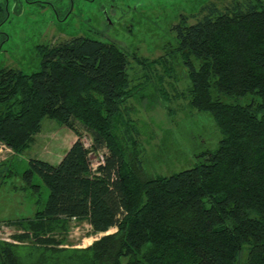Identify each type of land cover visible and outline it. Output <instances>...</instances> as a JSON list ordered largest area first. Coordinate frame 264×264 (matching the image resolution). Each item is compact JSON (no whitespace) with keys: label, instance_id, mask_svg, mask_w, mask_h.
<instances>
[{"label":"trees","instance_id":"trees-1","mask_svg":"<svg viewBox=\"0 0 264 264\" xmlns=\"http://www.w3.org/2000/svg\"><path fill=\"white\" fill-rule=\"evenodd\" d=\"M170 34L171 59L76 36L39 45L41 68L32 73L0 67V142L23 154L45 117L78 136L58 164L29 160L21 174L28 189L40 194L38 175L49 195L33 215L0 220L22 230L0 238V264H264V0L208 3L181 15ZM178 65L187 76L181 96L212 117L221 138L193 165L167 173L143 154L132 104L151 87L171 99L166 78ZM76 121L93 150H108L96 174ZM72 219L117 230L64 246L59 234Z\"/></svg>","mask_w":264,"mask_h":264},{"label":"rangeland","instance_id":"rangeland-1","mask_svg":"<svg viewBox=\"0 0 264 264\" xmlns=\"http://www.w3.org/2000/svg\"><path fill=\"white\" fill-rule=\"evenodd\" d=\"M234 0H0V67L21 69L32 73L41 68L38 46L48 42L87 36L106 42H115L130 53L149 59L167 54L172 36L171 27L181 15L197 13L208 3L220 7ZM195 19H191L194 22ZM170 44V45H169ZM168 48V49H167ZM132 60L131 73L140 78L143 71ZM171 61V60H170ZM162 69V68H161ZM171 99L164 101L156 90L133 101L134 117L142 130L148 163L152 170L178 171L194 164L201 153L218 146L221 133L212 117L193 110L182 97L187 83L183 66H176L175 78H166ZM142 79H136L139 82ZM178 89V92L177 90ZM85 144L92 149L91 132L76 121ZM76 131L57 119L45 117L35 142L21 155L0 142V161L6 176L0 178V220L33 215L43 208L49 187L36 175L40 184L36 195L27 187L21 174L30 166V159L47 160L58 164L74 142ZM78 138V137H77ZM94 162L108 152L107 148L90 150ZM41 203L37 204V199ZM96 232L87 220L72 219L65 235V245L86 247L104 234ZM22 230L2 221L0 238L14 240Z\"/></svg>","mask_w":264,"mask_h":264},{"label":"built area","instance_id":"built-area-1","mask_svg":"<svg viewBox=\"0 0 264 264\" xmlns=\"http://www.w3.org/2000/svg\"><path fill=\"white\" fill-rule=\"evenodd\" d=\"M85 145H86V144H85ZM91 146H92V145H91ZM86 147H88V146L86 145ZM88 148H89V147H88ZM89 156H90V166H91L92 173H93V174H96V173H98V171H99V170H98L99 167H100L102 164L105 163V157H104V155H101L100 159H98L97 162H94V161H93V158H92V153H91V151H90Z\"/></svg>","mask_w":264,"mask_h":264},{"label":"crops","instance_id":"crops-1","mask_svg":"<svg viewBox=\"0 0 264 264\" xmlns=\"http://www.w3.org/2000/svg\"><path fill=\"white\" fill-rule=\"evenodd\" d=\"M77 137H78V136H77V135H75V137H74V141L77 139Z\"/></svg>","mask_w":264,"mask_h":264}]
</instances>
